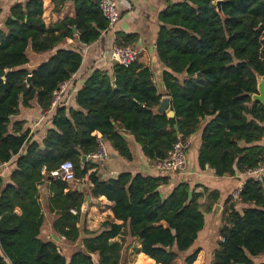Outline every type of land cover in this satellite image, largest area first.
<instances>
[{
    "label": "trees",
    "instance_id": "trees-1",
    "mask_svg": "<svg viewBox=\"0 0 264 264\" xmlns=\"http://www.w3.org/2000/svg\"><path fill=\"white\" fill-rule=\"evenodd\" d=\"M42 1L14 4L0 31V167L12 162L9 172L0 169V264H126L124 253L135 242L140 247L133 251L145 256L140 255L143 264H198V236L218 192L196 193L180 183L163 195L167 179L141 174L100 180L97 161L82 164L81 157L96 151L99 133L109 150L132 162L126 135L156 163L203 120L201 170L224 177L259 166L264 106L251 96L257 94V78L264 77V0H184L160 14L157 57L182 77L164 73L175 118L155 112L162 93L149 68L137 61L128 67L113 64L110 72L95 71L86 80L77 93V110L67 109L63 100L52 110V129L38 141L10 118L31 101L50 111L52 93L82 63L80 51L62 47L65 40L89 46L107 30L100 0H49L55 14L66 3L74 6V17L50 28L42 20ZM135 41L117 37L115 46L132 47ZM51 51L46 62L25 67L30 55ZM66 161L76 180L88 179L91 197L113 204V221L96 234L82 218L86 190L71 191L49 175ZM237 206L245 208L238 212ZM47 217H54L49 228L59 241L42 237ZM217 232L221 241L210 264H264L254 261L264 256V177L246 179L238 199L225 202ZM60 239L77 244L69 257L60 252Z\"/></svg>",
    "mask_w": 264,
    "mask_h": 264
},
{
    "label": "crops",
    "instance_id": "crops-1",
    "mask_svg": "<svg viewBox=\"0 0 264 264\" xmlns=\"http://www.w3.org/2000/svg\"><path fill=\"white\" fill-rule=\"evenodd\" d=\"M26 0H0V31L4 28L5 21L10 17V9L16 3H24ZM116 2L120 19L114 28L106 30L101 34L100 38L89 46H84L73 39H66L63 48L68 50H78L82 55V63L78 72L72 76L70 81V89L66 96H64L63 102L67 109L77 110L76 97L79 89L84 85L86 80L95 71L110 72L112 68L111 51L115 46L116 38L121 37H135L136 41L132 45V48L137 53V62L144 67L150 69L153 74V84L157 87L159 93H162L163 99H169V105L164 113H159V106L155 108V112L158 114H165L167 116L171 111L174 112L171 106V98L167 95L164 86V73H169L173 77L181 80L182 77L173 74L166 66L161 63L156 53V39L161 23L159 22V16L169 6L183 3L184 0H114ZM43 15L42 20L47 28H50L66 18L74 17V6L72 3H66L60 13H53V6L49 0H43ZM55 51L47 52L39 55H30L29 64L25 67L33 69L40 64L46 62ZM175 113V112H174ZM51 111H42L36 101H31L28 107H22L20 105L17 115L10 118L12 123H22L23 131H28V137H34L38 141H41L47 132L52 129L51 125ZM176 116V115H175ZM175 118V117H174ZM204 121L201 120L197 130L190 135L186 141L189 142V150L187 153L186 166L180 174H170L160 172L155 168V163L149 162L142 154L140 147L134 143L133 138L124 136L129 143L130 149L133 152L134 159L132 162H126L119 158L112 150H109V159L105 161H97V174L100 180H107L113 178V174L131 173L141 174L144 177L152 176L167 179V184L161 188L163 195L169 194L172 189L180 183L187 184L196 193H203L204 190L208 192L216 191L219 194L218 202L214 205L211 214L206 216L205 228L198 236V242L201 237L206 235L207 232V218L210 217V224L216 225V230L220 226V216L225 206V202L232 197L233 193L241 188L244 181L247 179L244 174H236L235 176L216 177L213 170L205 168L201 170L198 165V151L200 148V136L201 127ZM96 138L101 137L99 133H95ZM11 163L5 164L0 167L1 170L9 172L11 170ZM92 170L91 172H94ZM90 172V173H91ZM69 190L81 191L86 190L85 203L86 207L82 208V216L86 228L91 233H98L101 226L106 221H113L112 208L113 204L107 201L104 197L93 198L89 194L91 184L88 179L83 181H75L68 183ZM201 204H206V198L204 197L200 201ZM84 205V204H83ZM215 208H218L215 210ZM245 207L237 206L238 212H242ZM213 213V214H212ZM54 217L51 219L47 217L46 222L50 225ZM116 224L120 222L115 221ZM49 237L57 240V237L53 234L51 229ZM55 237V238H54ZM219 237V236H218ZM62 242V240L60 239ZM119 241V239H117ZM221 241V238H218ZM133 246L139 248L140 243L135 242ZM200 247V246H199ZM131 250V249H130ZM139 258L140 255L136 254ZM203 252L200 251L197 259L200 260V256ZM147 258V257H146ZM198 260V263H199Z\"/></svg>",
    "mask_w": 264,
    "mask_h": 264
},
{
    "label": "built area",
    "instance_id": "built-area-1",
    "mask_svg": "<svg viewBox=\"0 0 264 264\" xmlns=\"http://www.w3.org/2000/svg\"><path fill=\"white\" fill-rule=\"evenodd\" d=\"M99 10L106 21L107 30L114 28L120 19V14L114 0H100ZM111 62L114 65L128 67L137 60V53L132 47L114 46L111 51ZM72 79V76H71ZM59 84L52 93V102L50 111L56 108L64 99L69 88L70 81ZM189 150V142L179 139L171 147L163 160L155 163V168L164 173L180 174L183 172L187 163V153ZM87 157V162L105 161L109 159V151L106 142L101 138H97L96 151ZM53 179L61 180L66 183L77 181L74 176L73 164L66 161L58 167V169L49 173ZM247 179L254 182H261L264 177V161L257 167L247 170L244 173ZM85 178L84 180H86ZM83 181V180H82ZM241 188H238L232 195L233 200H237Z\"/></svg>",
    "mask_w": 264,
    "mask_h": 264
},
{
    "label": "rangeland",
    "instance_id": "rangeland-1",
    "mask_svg": "<svg viewBox=\"0 0 264 264\" xmlns=\"http://www.w3.org/2000/svg\"><path fill=\"white\" fill-rule=\"evenodd\" d=\"M213 214V213H212ZM212 216V215H211ZM209 216L207 218V232L206 235H204L203 237H201L199 243L197 245L200 246L201 248V252H203V254H201V258L199 260L198 264H210V258H211V253L214 250L215 246H216V242H218V232L216 230V225H212L210 224L209 220L210 217ZM212 217L215 218V216L213 215ZM47 227L45 226L43 232H42V237L45 239L47 237H49V235L51 234V232L48 231L49 228V224L48 222H46ZM100 230H98L99 232ZM60 252L65 255L66 257H69L71 253H73L76 248L78 247L77 244L76 245H70L67 243H64L63 241L60 243ZM131 249V250H130ZM128 251H125L124 253V259L126 260V264H136V262H142V264L144 263L142 261V258H139L138 256H136L133 251V246L130 248ZM255 263H259V262H264V256L262 257H257L254 259Z\"/></svg>",
    "mask_w": 264,
    "mask_h": 264
},
{
    "label": "water",
    "instance_id": "water-1",
    "mask_svg": "<svg viewBox=\"0 0 264 264\" xmlns=\"http://www.w3.org/2000/svg\"><path fill=\"white\" fill-rule=\"evenodd\" d=\"M220 2L217 3V7H218V11L220 10ZM74 31V34H76V31ZM30 82V78H28V83ZM252 102H257L261 105L264 106V77H258L257 78V94H253L251 96ZM170 100L169 99H163L161 101L160 107L158 109L159 113H164L165 110L167 109L168 105H169ZM175 117V113L173 111H171L170 113L167 114V118L168 119H173ZM175 130H177V128L175 127ZM81 162L82 164L87 163V157L86 156H82L81 157ZM114 177H117V174H113ZM43 191L45 192V189H43ZM86 203H84L83 207H86ZM218 208H215V210H217ZM55 238V237H54Z\"/></svg>",
    "mask_w": 264,
    "mask_h": 264
}]
</instances>
